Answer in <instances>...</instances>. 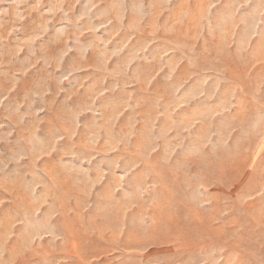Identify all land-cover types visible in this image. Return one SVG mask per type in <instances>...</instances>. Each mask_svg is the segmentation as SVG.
I'll use <instances>...</instances> for the list:
<instances>
[{"label": "rangeland", "instance_id": "rangeland-1", "mask_svg": "<svg viewBox=\"0 0 264 264\" xmlns=\"http://www.w3.org/2000/svg\"><path fill=\"white\" fill-rule=\"evenodd\" d=\"M0 264H264V0H0Z\"/></svg>", "mask_w": 264, "mask_h": 264}]
</instances>
